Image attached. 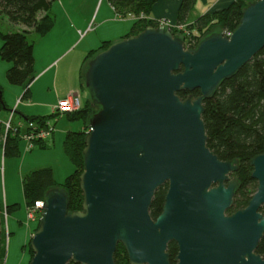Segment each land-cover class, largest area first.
<instances>
[{
    "label": "water",
    "instance_id": "1",
    "mask_svg": "<svg viewBox=\"0 0 264 264\" xmlns=\"http://www.w3.org/2000/svg\"><path fill=\"white\" fill-rule=\"evenodd\" d=\"M263 46L264 0H254L232 32L211 31L193 48L148 25L96 52L83 75L98 108L86 122L81 209L68 210L63 187L45 192L29 264H115L119 243L129 264H264L255 251L264 234V150L250 160L256 191L227 213L238 160L207 147L202 120L203 100ZM164 183L153 219L152 198Z\"/></svg>",
    "mask_w": 264,
    "mask_h": 264
},
{
    "label": "trees",
    "instance_id": "2",
    "mask_svg": "<svg viewBox=\"0 0 264 264\" xmlns=\"http://www.w3.org/2000/svg\"><path fill=\"white\" fill-rule=\"evenodd\" d=\"M52 1L0 0V13L4 14L10 22L31 27L37 36H42L51 29L54 23V18L49 13ZM107 1L121 18L129 15L134 17L131 30L124 37L136 34L148 25L154 27L159 25L158 19L148 17L152 5L157 0ZM194 3L195 0H180L175 17V23H184L186 29L191 28L188 35L182 34L176 29H170L174 36L182 39L186 48L195 47L203 36L211 32L208 31V28L214 22L218 24L223 33L232 32L238 25L245 7L243 0H230L227 5L213 13H202L192 19L191 22H186ZM0 38V57L9 64L5 72L6 79L10 84L22 86L24 91L21 97H26L29 94L30 84L35 78L34 40L27 37L25 30L0 32ZM110 43L109 41H102L97 48L91 49L85 55L80 75L83 88V75L88 60L96 52L108 47ZM186 93V91L178 92L181 97H184ZM192 94L197 96L199 90L194 89ZM202 103L204 107L202 120L207 134V147L221 160H238L239 167L235 175L238 178L239 186L235 191L233 204L227 211V213H231L245 207L257 187V181L251 177L250 160L264 150V46L233 76L221 81L212 96L204 99ZM95 106L97 110L98 106ZM0 108H5L1 99V91ZM88 110V99H86L79 109L61 113L70 120L77 117L82 118L84 123L83 129L67 131L62 142L63 151L74 166L73 172L61 184L56 183L49 167L35 169L27 173L22 179L25 207H31L36 201L42 200L47 190L63 187L68 195V210L81 209L82 191L79 187V175L83 170L82 150L85 146L86 122L90 116ZM59 114L52 113L51 115L57 116ZM23 117L24 123L34 122L38 127H45L46 121H48L47 116L44 115ZM0 129H3L1 121ZM19 131L18 128L16 131H7L3 141H0L4 156L18 153V142L23 140ZM44 140L38 139L35 144L43 146ZM167 187V183H164L154 193L149 208V214L153 219L162 210ZM18 207V204H3L0 196V211L3 209V212L10 213ZM260 210L264 212V204ZM36 221H34L33 231L38 225V221ZM2 236L0 230V264H3ZM255 251L264 257V234ZM31 252L29 244V257ZM167 252L171 263H175L173 259L177 254V246L174 242L167 245ZM114 260L115 264H129L125 249L120 243L115 249ZM67 264L76 263L69 261Z\"/></svg>",
    "mask_w": 264,
    "mask_h": 264
},
{
    "label": "rangeland",
    "instance_id": "3",
    "mask_svg": "<svg viewBox=\"0 0 264 264\" xmlns=\"http://www.w3.org/2000/svg\"><path fill=\"white\" fill-rule=\"evenodd\" d=\"M101 1H103L102 3L103 5H105L106 0H97L96 7L94 9L92 18L90 19L88 27H86V29H84L82 26L79 27L80 29L79 33H77L78 36L75 43L61 57L55 59L58 52L52 50L50 54L42 57L41 59L38 58L40 60V63H45L44 60L47 59H54L53 65L56 68L59 66V73L60 71L65 72V77L62 76L60 79L58 76L57 81H53V79H55L53 78V75L49 78V80L44 77L32 86L33 82L37 79L34 78L30 84L29 94L26 97L22 98L21 96L24 91L23 87L20 85L10 84L7 81L5 72L9 64L0 57V91L1 99L3 100L5 105L4 109L0 108V121L6 120L10 114V111L14 110V121H16V119H19V121L21 122L19 131V135L21 137L22 131L25 127V120L23 116H32V110H39V112H42L44 116H47L50 126H53V132H51V134L44 140L43 146L35 144L31 149H27L26 141L20 140L18 142V153L14 155L9 154L4 156L2 154V147L0 142V196L2 201H4L6 188V200L8 202L7 204H18L21 211H24L25 207V200L22 191V179L27 173L35 169L49 167L52 170L53 178L56 183L61 184L73 172L74 166L70 159L65 155L62 148V142L67 131H76L83 129V119L77 117L76 119L70 120L64 114L52 116V112L50 111L49 107L43 106V102L47 101L45 99V96L35 94L33 95L32 92L34 87L37 88L39 85H41L42 90H45V88L48 87V89L50 90V94H52L56 87L60 88L63 82L67 80L66 76L68 75L69 71L74 75V78L77 79L78 83L80 82L79 75L82 69L81 66L85 55L90 51L89 48H96L99 42L95 41L97 40L96 38L99 36H103L102 34H106L107 32H109V23L104 24L103 26L94 30V25L97 21L94 20V17L97 14V10ZM243 1L246 6L249 2H252L254 0ZM93 2L94 0H53L49 9V13L53 16L54 21L59 20V16L56 14V12L59 13V10H66V12L71 16L72 13L75 14L78 12L80 13V15H85L86 17L88 14H90L91 9H93ZM226 3L227 0H195L194 6L189 13V19L187 18L186 22H191V19L196 18L202 13H213L214 11L224 7ZM114 19L122 20V18H120L117 14H114ZM61 23L62 22H60V26ZM128 23L132 24V22ZM22 30H25L27 37L29 39H33L34 44H37L35 46L37 48V55H40L41 51H43L41 49V45L38 44V39L40 38V36L36 35L34 29H32L31 27H25L19 23H12L4 14L0 13V32ZM186 30L191 31V28H187ZM58 31L59 29H57V32ZM208 31H221V29L219 28L218 24L214 22L210 25ZM55 39L56 38H53V42ZM99 39L100 37L98 38V40ZM85 46L86 48H88L87 51L84 50ZM61 58L63 59L60 61ZM71 65L74 69H72ZM36 66L38 68L39 64H37ZM37 68H35L34 66L35 73L37 72ZM78 90L80 92V95H82L83 100L85 97H87L89 108L88 111L89 114H91L94 110H96V106L90 102L86 89L80 88ZM1 124L3 125L2 122ZM5 133L6 132L3 126V129H0V141H3ZM4 214L5 212H3L2 209L0 211V230L3 235V264H29L30 258L32 257V252L31 256L29 257V241L32 233L35 230L32 232L28 230L25 225L21 226V228L18 225L16 228H12L10 226L6 227L5 223L3 228V219L5 217ZM25 216L26 215L24 211V217Z\"/></svg>",
    "mask_w": 264,
    "mask_h": 264
},
{
    "label": "crops",
    "instance_id": "4",
    "mask_svg": "<svg viewBox=\"0 0 264 264\" xmlns=\"http://www.w3.org/2000/svg\"><path fill=\"white\" fill-rule=\"evenodd\" d=\"M229 1L230 0H227L226 5L229 3ZM96 2L97 0H94L93 7H92L93 9H91L90 14H88L86 17L85 15L83 16L80 15V13L78 12L75 14L72 13V16L69 15L66 12V10L64 11L59 10V13L56 12V14L59 16V20L58 21L55 20L51 29L44 35L40 36V38L38 39V44L41 45V49L43 50L41 51L40 55L39 54L37 55V48L35 47L37 44H34L33 46V54H34V59H35L34 66L35 68H37L36 66L37 64H39V66L37 68V72L35 73V78L37 79L33 82L32 86L44 77L49 80V78L53 75V78H55L53 79V81L54 80L57 81L58 76L60 79L62 76L65 77V72L60 71L59 73L60 67L58 66L56 68L53 65L54 59L44 60L45 63H42V62L40 63L39 59L50 54L52 50H54L55 52H58L55 59L61 57L75 43L77 36H78L77 33H79V29H80L79 27L82 26L84 29L88 27V24L90 23V19L92 18L94 9L96 7ZM102 2L103 1H101L99 8L97 10V14L94 17V20L95 21L97 20L94 25L95 27L94 30H96L97 28L107 23H109L110 26H109V32H107L106 34H102L103 36H99L100 37L99 40H98L99 37L96 38L97 40L95 41H99L96 48L101 44L102 41L113 42V41L123 38L124 35L127 34L131 30V27H132V24L128 23V22H132V18L124 17L122 18V20L114 19V14L116 13L114 12V9L111 6V4H109L107 0H106L105 5H103ZM179 2L180 0H157L152 5L148 17L152 19H166V20L175 22V17L177 14ZM188 19H189V15H188ZM60 22H62L61 26H60ZM57 29H59L58 32H57ZM53 38H56L54 42H53ZM87 49L88 48H86L85 46L84 50L87 51ZM91 49H94V48H89V50ZM62 59L63 58H61L60 61ZM82 66H83V63H82ZM71 67L72 69H74L72 65ZM80 75H81V72H80ZM80 75H79V79H81ZM66 77H67V80L63 82L60 88L56 87L52 94H50V90L48 89V87H46L45 90L41 89V85H39L37 88L35 87L33 88V92H32L33 95L35 94V95L45 96V99L47 101L43 102V106H48L51 112H52L53 106L56 104L58 99L65 97L70 92H78L80 94L78 89L83 88L81 86V80H79L80 82L78 83L77 79L74 78V75L70 71L68 72V75ZM86 99L87 97H85L83 100L82 95H80L81 105ZM31 115H44V114L42 112H39V110H32ZM16 121H19V119H16ZM4 177H5V172H4ZM6 199H7V194H6V188H5V198H4L3 204L8 203ZM25 209L26 207H24V211ZM24 211H21L20 207H18L13 212L5 213V217L3 219V228H4V223H5L6 227L10 226L12 228H16L17 225L20 226L21 228V226L25 225V227H27L28 230L33 231L32 229H34L35 227V222L30 221L29 223H26V216L24 217Z\"/></svg>",
    "mask_w": 264,
    "mask_h": 264
},
{
    "label": "built area",
    "instance_id": "5",
    "mask_svg": "<svg viewBox=\"0 0 264 264\" xmlns=\"http://www.w3.org/2000/svg\"><path fill=\"white\" fill-rule=\"evenodd\" d=\"M142 16V15H140ZM120 17V16H119ZM130 18H134L133 16H128ZM121 18V17H120ZM158 24L163 25L169 30L171 28L180 31L182 34H187L185 24L171 22L166 19H158ZM230 32L225 33L228 35ZM81 107L80 94L78 92H70L65 97L57 100L56 104L52 108V113H63V112H73ZM14 110L10 111L8 118L4 121H1L4 126L5 132L11 130L16 131V129H20L21 122L14 121ZM25 130L21 134V138L26 141V148L31 149L33 145H35L36 140L38 139H46L51 132H53V126H50L49 121H46L45 127H38L34 122L24 123ZM90 131V128L86 129V133ZM43 209V201H36L31 207H26L25 215H26V223L30 221H38L41 212Z\"/></svg>",
    "mask_w": 264,
    "mask_h": 264
},
{
    "label": "flooded vegetation",
    "instance_id": "6",
    "mask_svg": "<svg viewBox=\"0 0 264 264\" xmlns=\"http://www.w3.org/2000/svg\"><path fill=\"white\" fill-rule=\"evenodd\" d=\"M188 93H186L185 95H187ZM237 171V170H236ZM236 171L235 172H232V173H230L229 174V176H230V179L231 178H236L237 180H238V178H237V176L235 175L236 174ZM239 182V181H238ZM225 184H227V182L225 183ZM228 211V210H227ZM232 213V212H231Z\"/></svg>",
    "mask_w": 264,
    "mask_h": 264
}]
</instances>
